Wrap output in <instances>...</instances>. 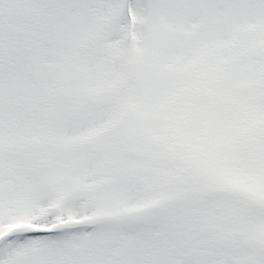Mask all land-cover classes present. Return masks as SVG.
Wrapping results in <instances>:
<instances>
[{"label": "rangeland", "instance_id": "374dc122", "mask_svg": "<svg viewBox=\"0 0 264 264\" xmlns=\"http://www.w3.org/2000/svg\"><path fill=\"white\" fill-rule=\"evenodd\" d=\"M115 2L0 0V97H7L0 147L10 122L15 137L39 134L28 152L48 132L51 142L79 148L59 162V177L41 174L46 158L29 154L31 189L18 157L0 153V185L10 195L0 204V224L34 217L52 180L75 194L60 207L62 218L93 223L58 240L5 241L0 264H209L204 256L215 250L206 247L219 235L229 238L219 258L264 245V0H136L129 77L180 129L203 183L184 162L186 172L167 159L159 169L147 163L150 154L172 150L157 131L140 132L148 144L142 155L115 159L128 150L126 120L107 126L105 115L123 116L129 103L116 70V19L107 20ZM20 109L25 116H17ZM81 185L87 188L73 190ZM184 191L212 194L159 211ZM245 200L257 207L255 216L240 212Z\"/></svg>", "mask_w": 264, "mask_h": 264}]
</instances>
